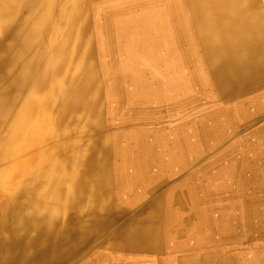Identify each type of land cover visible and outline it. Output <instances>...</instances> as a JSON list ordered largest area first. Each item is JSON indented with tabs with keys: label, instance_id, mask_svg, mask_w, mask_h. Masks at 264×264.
Returning a JSON list of instances; mask_svg holds the SVG:
<instances>
[{
	"label": "bare ground",
	"instance_id": "bare-ground-1",
	"mask_svg": "<svg viewBox=\"0 0 264 264\" xmlns=\"http://www.w3.org/2000/svg\"><path fill=\"white\" fill-rule=\"evenodd\" d=\"M258 3L0 0V264H131L191 238V210L264 192ZM171 41L207 99L166 120L140 104L163 72L113 65Z\"/></svg>",
	"mask_w": 264,
	"mask_h": 264
},
{
	"label": "rangeland",
	"instance_id": "rangeland-1",
	"mask_svg": "<svg viewBox=\"0 0 264 264\" xmlns=\"http://www.w3.org/2000/svg\"><path fill=\"white\" fill-rule=\"evenodd\" d=\"M258 2L260 10L258 12L260 13L255 12L253 21L256 26L263 27L264 0H258ZM166 17L167 19L170 18L169 15ZM154 23V19H151L150 25ZM97 36L99 37V33H97ZM97 38L96 40H98ZM121 38L122 37H120V39ZM174 42L175 41L167 43L166 48L161 51L160 54L168 57V59H164L159 65L147 63L146 60L148 56L153 55V53H144L141 58L136 54L137 52L130 51L128 48L122 49L120 43V46L116 48L114 53L115 62L113 69L119 73H127L126 70L132 66H135L136 72L144 69V71L150 69L163 72L164 78L160 83H157L159 85L154 83L149 87L151 95L143 97L140 100V104L146 108L154 104L162 105L161 112L158 113L159 119L170 120L176 117L189 118L192 115L193 110L196 108L198 102L197 96L198 98L200 97V100L201 98L207 99L204 95L199 93H197L196 96L187 94V92L190 91V84L186 75L190 74L191 68H189L187 58H182L181 54L178 55L179 52L177 49H173V54H169L171 50L170 48L174 47ZM171 43L173 46L170 45ZM139 57L143 61L140 65L134 63ZM160 88L166 90V96L160 95ZM130 100L127 101V105H135L138 103H136V98ZM112 101L113 102L108 104L110 109L119 107L116 99H113ZM138 105L139 104H137V106ZM179 105H183V107L179 108ZM111 113V116H115L116 112L114 113L112 111ZM122 115L123 114L121 113L117 114V116H119L117 117V120L125 119V116L124 118L121 117ZM127 119H129V117L126 116V120ZM212 205L200 207L198 208L199 211L197 209H194L193 211L191 210L189 213L190 217L188 219L190 220L191 218V220L190 227H187L190 232L194 234L191 238H184L182 242H176L175 246L174 244L172 246V244L162 242L158 246L159 248L157 252L152 254L142 253L133 254L131 256L128 255V260L131 259L129 260V263L264 264V192L242 197L231 196L229 199H224V201H218L217 203L215 202ZM194 225H197V228ZM184 232L185 231L182 228V231L180 230L181 235L184 236ZM210 259H213V261Z\"/></svg>",
	"mask_w": 264,
	"mask_h": 264
}]
</instances>
